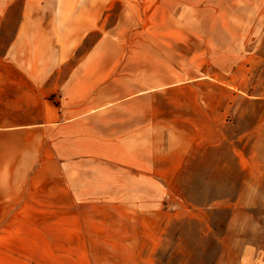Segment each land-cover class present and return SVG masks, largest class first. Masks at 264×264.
<instances>
[{"label":"crops","instance_id":"1","mask_svg":"<svg viewBox=\"0 0 264 264\" xmlns=\"http://www.w3.org/2000/svg\"><path fill=\"white\" fill-rule=\"evenodd\" d=\"M113 2L0 0V264H157L179 211L166 196L246 94L243 65L230 87L178 77L208 65L207 30L179 55L175 12L127 0L143 13L102 27Z\"/></svg>","mask_w":264,"mask_h":264},{"label":"rangeland","instance_id":"2","mask_svg":"<svg viewBox=\"0 0 264 264\" xmlns=\"http://www.w3.org/2000/svg\"><path fill=\"white\" fill-rule=\"evenodd\" d=\"M126 1L114 0L113 8L106 11L110 15L106 18L104 12L99 19L100 26L116 22L117 15L128 6L143 13V3ZM157 1L162 2L159 9L163 14H177L179 55L201 53L186 44L198 46L200 42L192 33L196 28L207 30L204 38L208 50L195 62L208 65L189 74L179 66L178 77L225 76L224 84L230 87L236 82L237 66L243 65L237 85L246 93L225 115L223 142L208 150H197L172 187L176 193L166 196L179 211L156 253L157 264H264V0ZM20 5V1L13 3V29ZM173 22L169 17L162 18L161 25L173 26ZM159 37L160 41L168 38ZM207 53L214 59L210 63ZM166 70L162 67L163 78L168 77ZM186 92L192 90L179 83L178 93Z\"/></svg>","mask_w":264,"mask_h":264}]
</instances>
